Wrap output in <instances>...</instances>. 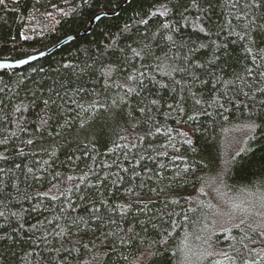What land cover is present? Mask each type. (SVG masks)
<instances>
[{"label":"trees","instance_id":"trees-1","mask_svg":"<svg viewBox=\"0 0 264 264\" xmlns=\"http://www.w3.org/2000/svg\"><path fill=\"white\" fill-rule=\"evenodd\" d=\"M258 25L251 0H0V60L74 36L0 67V264H264L261 226L212 225L201 191H264Z\"/></svg>","mask_w":264,"mask_h":264},{"label":"rangeland","instance_id":"rangeland-1","mask_svg":"<svg viewBox=\"0 0 264 264\" xmlns=\"http://www.w3.org/2000/svg\"><path fill=\"white\" fill-rule=\"evenodd\" d=\"M153 11L164 12L165 7L158 5ZM248 133L247 127L228 129L226 134L228 153L233 152L234 154L238 151ZM202 185L204 194L214 205L215 223H211L212 225H218L224 230L238 223L247 222L253 226L259 224L264 231V191L259 193L239 192L226 186L220 177L211 176Z\"/></svg>","mask_w":264,"mask_h":264},{"label":"snow or ice","instance_id":"snow-or-ice-1","mask_svg":"<svg viewBox=\"0 0 264 264\" xmlns=\"http://www.w3.org/2000/svg\"><path fill=\"white\" fill-rule=\"evenodd\" d=\"M251 4H252L253 7H262V6H264V0H251ZM160 14L161 15H164V12H161ZM248 27H249V25H245V28H248ZM257 27L260 29V31L262 33H264V25H258ZM245 37H248L249 39H251V37L248 36V33L247 32H245V35L244 36H241L240 38L241 39H244ZM169 39H171V37H169ZM145 48H147V45H145ZM121 51H123V50H121ZM132 51L135 53V55H137V56L140 55V53L139 52H136L135 49H133ZM247 51L249 53H251L252 52V49L249 48V49H247ZM257 59H260L261 61H264V49H258V55H253L252 56V62H253L254 65H256ZM256 66L259 67V65H256ZM65 67H67V65ZM173 70L174 71H181V72L185 71V69H173ZM111 71H112V69H111L110 66L107 67V70H105L103 68L101 69L102 74L105 75V76L110 75ZM166 74L167 75H171L170 72L169 73H166ZM248 75L249 76H253V71L252 70H248ZM257 75L264 77V71L257 73ZM141 76H143V73H141ZM126 79L129 80V81H131V80H134L135 78L133 76L129 75ZM225 83H227V82H225ZM116 87L118 89H126L127 90L126 93H125L126 95H127V93H131V92H134L135 91V89L133 87H129L127 83H124V84H119L118 83V84H116ZM81 91H83V89H81ZM261 91H264V89H262ZM245 95H247V93H245ZM44 103L47 104L48 102L45 101ZM113 103L115 104L116 102L113 101ZM155 103H156V101H152V104H155ZM200 103H201L200 100H197L196 101V104H200ZM81 107H83V105H81ZM90 107H91V105H90ZM220 107H223V105H220ZM141 111H143V109H141ZM157 131H159V129H157ZM27 143L31 144L32 141L29 140V141H27ZM0 158H4V157L0 156ZM16 167L18 168V167H20V165H16ZM0 171H3V169H0ZM69 179H71V177H69ZM193 187H194V185H193ZM201 191H203V189H201ZM0 215H3V213L0 212ZM97 219H99V217H97ZM224 230L225 231H228L229 229H224ZM130 231H131V229H130ZM262 235H264V233H262ZM244 247L246 248L247 245H245ZM236 251H237V254L239 255L240 250L237 249ZM225 258H228L226 254H225ZM252 264H255V262L253 261Z\"/></svg>","mask_w":264,"mask_h":264},{"label":"water","instance_id":"water-1","mask_svg":"<svg viewBox=\"0 0 264 264\" xmlns=\"http://www.w3.org/2000/svg\"><path fill=\"white\" fill-rule=\"evenodd\" d=\"M114 13H116L114 11ZM111 13L110 12H104V11H100L98 12L97 14H95L91 20L89 21V26L83 30L81 33H86L88 31H90V28H91V25L93 24V22L99 18L100 16L102 15H110ZM74 36H68L66 38H64L63 40L59 41L57 44L53 45L52 47L48 48L47 50L45 51H42L40 53H37V54H33V55H29L27 57H24L22 59H18V60H14V61H9V60H0V67L1 66H19V65H22V64H25L27 62H31L33 61L34 59L44 55V54H47L49 53L50 51L54 50L56 47L60 46L61 44L67 42L68 40H70L71 38H73ZM23 61V62H22Z\"/></svg>","mask_w":264,"mask_h":264}]
</instances>
